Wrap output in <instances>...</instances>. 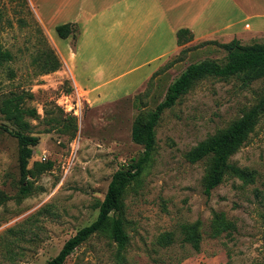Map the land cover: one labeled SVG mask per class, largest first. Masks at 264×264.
<instances>
[{"label": "rangeland", "instance_id": "1", "mask_svg": "<svg viewBox=\"0 0 264 264\" xmlns=\"http://www.w3.org/2000/svg\"><path fill=\"white\" fill-rule=\"evenodd\" d=\"M81 7L90 18H81L83 36L72 60L66 47L78 38L79 27L71 22L73 33L65 39L55 26ZM97 32L96 0H0V50L12 54L0 61V106L12 92L33 93L24 103L38 111L28 120L30 134L40 138L28 165L32 190L23 196L19 143L3 130L11 123L0 111V264H46L96 220L114 173L144 149L132 139L135 122L147 119L189 64L209 58L224 63L228 55L218 40L188 41L145 83L150 67L163 59L145 64L146 53L126 51L123 39L112 45L106 31ZM95 39L103 49L99 60L109 64L95 91L100 99L76 90L62 55L82 86L93 88L96 65H83L82 59L94 52ZM253 43L264 38L242 42ZM54 55L60 68L42 73L45 59ZM263 97L264 77L246 87L237 77L198 81L163 112L151 159L126 190L129 243L123 258H116V243L104 231L80 245L65 264H264V115L229 159L241 174L230 170L210 195L205 192L210 158L196 163L187 158L198 143ZM49 162L53 168L39 173L38 163ZM217 220L226 229L215 235ZM192 226L201 233L199 249L188 240Z\"/></svg>", "mask_w": 264, "mask_h": 264}, {"label": "trees", "instance_id": "2", "mask_svg": "<svg viewBox=\"0 0 264 264\" xmlns=\"http://www.w3.org/2000/svg\"><path fill=\"white\" fill-rule=\"evenodd\" d=\"M72 23L67 22L56 26V32L61 38H68L73 33ZM180 45L191 41L193 33L188 28H182L177 33ZM228 51L227 60L224 63L215 59H205L191 63L169 85L165 99L161 101L146 120L135 122L132 129V139L143 146V151L138 159L128 165L120 167L113 175L108 186L107 193L100 204L99 214L91 224L81 228L70 237L61 248L60 252L49 259L46 264H65L68 257L92 235L98 232L108 231L112 240L116 243L115 255L118 260L129 243V235L125 228L123 217L124 197L127 188L137 181L148 165L156 144V127L166 109L173 107L178 100L200 80L214 77L228 79L237 77L243 86H249L252 82L264 77V43L242 44L239 39L221 44ZM12 54L8 50H0V61L11 60ZM61 66V60L54 55L53 59L47 57L42 73L56 71ZM156 74V73H155ZM33 98L31 92H12L2 100L0 111L5 119L11 123L3 125V130L15 136L19 143V167L21 173L20 193L27 196L31 193L32 170L29 169V159L34 154V148L40 143V138L30 134L31 124L28 117H38L36 108L25 105V97ZM264 115V97L259 103L247 110L241 117L233 121L228 127L219 130L205 140L198 143L188 154L190 162L196 163L205 158H210V166L205 182V192L210 195L212 190L220 185L230 170L240 175L241 171L230 163V157L238 151L255 130L260 118ZM77 130V117H72ZM39 173L53 168V163H38ZM214 234L218 235L224 227L221 220L214 221ZM188 240L199 249L201 233L197 226L189 230Z\"/></svg>", "mask_w": 264, "mask_h": 264}, {"label": "crops", "instance_id": "3", "mask_svg": "<svg viewBox=\"0 0 264 264\" xmlns=\"http://www.w3.org/2000/svg\"><path fill=\"white\" fill-rule=\"evenodd\" d=\"M82 12L88 13L85 7H81L76 16L64 20L66 23H77L79 27L78 38L66 47V53L72 60L76 59V45L83 36L81 18H90ZM55 25L54 22L52 26ZM182 28L190 29L194 35L188 44L206 40L227 43L234 39L245 42L264 38V0H96V36L99 34L97 31H106V38L112 45L115 40L123 39L126 51L146 53L145 64L163 59L150 67L145 83L164 65L166 57L183 47L177 37ZM91 46L94 52L90 57L83 58L82 63L91 65L94 62L96 65L93 75L96 86L93 88L82 86L65 55H62L74 77L76 90L92 93L94 99H100L95 91L100 88L98 82L109 64L99 60L103 49L96 39Z\"/></svg>", "mask_w": 264, "mask_h": 264}, {"label": "built area", "instance_id": "4", "mask_svg": "<svg viewBox=\"0 0 264 264\" xmlns=\"http://www.w3.org/2000/svg\"><path fill=\"white\" fill-rule=\"evenodd\" d=\"M42 159H45V157H44V158H42Z\"/></svg>", "mask_w": 264, "mask_h": 264}]
</instances>
